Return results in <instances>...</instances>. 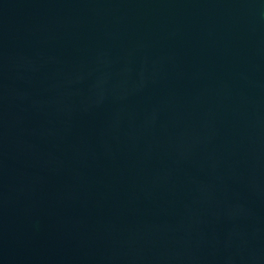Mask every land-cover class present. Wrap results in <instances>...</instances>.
<instances>
[{
	"label": "water",
	"instance_id": "obj_1",
	"mask_svg": "<svg viewBox=\"0 0 264 264\" xmlns=\"http://www.w3.org/2000/svg\"><path fill=\"white\" fill-rule=\"evenodd\" d=\"M0 264H264V0H0Z\"/></svg>",
	"mask_w": 264,
	"mask_h": 264
}]
</instances>
